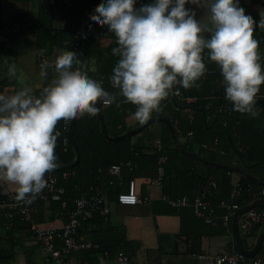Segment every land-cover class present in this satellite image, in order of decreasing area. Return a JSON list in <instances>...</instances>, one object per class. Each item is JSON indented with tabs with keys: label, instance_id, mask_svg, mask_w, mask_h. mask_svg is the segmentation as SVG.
I'll return each instance as SVG.
<instances>
[{
	"label": "clouds",
	"instance_id": "clouds-1",
	"mask_svg": "<svg viewBox=\"0 0 264 264\" xmlns=\"http://www.w3.org/2000/svg\"><path fill=\"white\" fill-rule=\"evenodd\" d=\"M207 4L212 28L187 8L192 0H152L135 7L137 0H105L92 23L107 26L118 47L119 59L110 81L125 101L135 105L136 120L144 123L173 90L188 89L206 72L202 53L215 62L223 77L225 98L233 110L256 115L254 105L264 71L259 61L254 20L240 0H202ZM264 23V11L261 12ZM210 31L206 38L203 33ZM75 53L55 58L58 79L43 88L39 97L24 87L11 95L0 93V179L16 185L17 199L34 204L49 188V177L59 170L57 129L83 114H95L97 101L114 97L82 71ZM15 75V67H9ZM179 91V89H175Z\"/></svg>",
	"mask_w": 264,
	"mask_h": 264
},
{
	"label": "crops",
	"instance_id": "crops-1",
	"mask_svg": "<svg viewBox=\"0 0 264 264\" xmlns=\"http://www.w3.org/2000/svg\"><path fill=\"white\" fill-rule=\"evenodd\" d=\"M71 1L73 3L74 0ZM100 1L105 0H97V2ZM140 5V0H137L135 7ZM239 6L245 9L246 14L252 16L254 23L264 27V23L260 22L261 12L264 11V0H240ZM71 7L63 5L51 7L46 0H0L1 26L24 21L36 30L35 35L0 37V93L11 95L15 91L27 87L31 89L32 95L39 97L44 87L59 78L55 69V58L62 52L66 53V51L51 47L58 41L52 44L54 40L50 39L51 37L47 32L53 31L54 34L56 33L57 38L70 39L74 36L78 23L81 21V15L76 10H71L74 9ZM186 7L194 9L196 18L207 24L209 29L212 28L207 4L203 3L202 0H192V3L186 4ZM100 31L104 32V29L98 27L95 30L96 33ZM206 32L211 33L210 31ZM95 39V37L87 38L86 47L77 58L78 65L84 67L74 70L82 71L85 75L102 82V85L104 84L106 88L110 87L111 89L110 77L106 75L105 77L103 73L100 74L101 70L99 69L105 63V57L98 53L96 49L105 50L117 39L115 37L98 38L96 41ZM37 54L45 55L48 58V64L39 63L36 58ZM10 66L15 67V75L9 74ZM114 94V100L118 107L120 106L119 110H125L128 114L121 117L119 123L113 119H108V130L111 133L118 132L122 126V128H130L139 123L133 115L136 106L126 102L121 92L115 91ZM128 111L132 113L129 115ZM247 122L249 130L254 132L255 138L262 139L264 137L263 111L258 109L256 115L251 116ZM147 139L148 137H143L142 141ZM156 139L152 138V144ZM193 151L194 154L199 152L196 144ZM210 156L212 155L202 154L204 159H208ZM217 158L219 157L215 159ZM176 161L177 167L182 170L183 161ZM195 169L216 178L218 189L209 198V202L216 206L220 200L227 197L230 191L228 182L224 181L219 171L201 167H195ZM153 173V166L150 167L144 163L134 176L127 171L123 173L126 179H134L136 192L140 196L144 194L152 197L151 206L119 205L115 202L113 195L108 198L110 203L109 226L124 237L116 250L122 251L128 257L129 264H210L208 260L191 257L189 251L183 246L186 240H191L192 252L203 253L209 257L219 255L228 251L231 247H235L231 224L230 231L224 229L218 222L214 226L207 225L201 219L194 217L189 210L176 212V210L174 211V209L158 200L161 193L165 192L188 197L197 196L200 189L197 177L183 178L181 175H171V172H169L168 177L165 179V186L160 190L149 184V179L153 177ZM263 173V171L261 172L256 168H253L250 172L251 175L259 179L264 178ZM5 183L13 192L17 193L15 184L7 180H5ZM241 200L244 202L243 197ZM252 202L244 203L245 205L241 206L244 207ZM216 213L220 216L223 211L216 209ZM33 218L41 226L52 224L57 228H60L66 222L64 211L56 203L38 202L34 207ZM25 227L13 228L8 240H5L4 231L0 228V264H53L48 259L43 247ZM263 230L264 223L254 227L249 235L239 234L247 249L253 247L256 238ZM86 231L81 229L80 235L92 239L91 234L86 233ZM107 234L111 235L110 232ZM118 251L96 254L95 260L92 258L87 259L84 253H79L71 257L70 260L72 264H118L115 258ZM263 256L264 249L259 258H263Z\"/></svg>",
	"mask_w": 264,
	"mask_h": 264
},
{
	"label": "trees",
	"instance_id": "trees-1",
	"mask_svg": "<svg viewBox=\"0 0 264 264\" xmlns=\"http://www.w3.org/2000/svg\"><path fill=\"white\" fill-rule=\"evenodd\" d=\"M151 2L152 0H140L141 5ZM98 3L99 2H97V0H74L73 3L71 1L70 6L74 8L71 10H76V12H78L81 15V20L86 19L91 23V30L86 35L85 47H86V40L88 37L91 38L95 37L96 38L95 41L98 38L115 37L114 33L109 32L107 26H98L92 23V17L99 10ZM91 4L97 6L95 12L89 10ZM49 6L52 7V5ZM0 26H1V9H0ZM259 26H260L259 29L253 31V36L258 41V49H257L259 53L258 62L261 64L262 71H264V35H263L264 27L261 25ZM98 27L103 28L104 32L100 31L96 33L95 30ZM47 34L51 37L50 39L52 41L54 40L52 44L58 41L56 44H53L51 47H57L59 49L63 48L62 42L66 40L65 38H57L56 33L54 34L53 31L51 32L49 31L47 32ZM203 35L206 38H209L211 33L204 32ZM261 37L262 40H260ZM114 47H118L117 40H114L108 47L105 48V50H101V48H99L100 50L96 49L98 53H101L102 56L105 57L104 58L105 63L102 64L99 69L101 70L100 74L103 73L104 76L106 75L107 77H110L113 74L112 69L117 63V60L119 59L118 54L114 55L112 53V48ZM202 60L206 66V72L200 78V80L197 81V84L199 85L198 87L194 86L185 89L179 84L174 85V89H179V92L183 96L192 97V98L194 97L197 99L196 102L189 107V111L187 113L175 112L172 110L170 106L167 105L166 114L164 115V118L169 121L171 127L172 124L170 122V117L178 118L179 120L178 131L177 129H174L173 132L183 147H184L183 138L186 132L188 131L193 132V140L195 144H199L202 142H210L214 138H217L219 140L220 148L225 151V155L220 156L216 153L214 154L207 153L209 155H212L207 160L218 164H228L230 160L236 159L237 167L244 168L249 173L253 168H256L257 170L264 172V137L262 139L255 138L254 132H251L249 130L247 126L248 124L247 120L252 115L242 114L234 110L232 111L231 118L233 121H237L238 129L243 133V136H241L240 138V142L244 147H246L245 152L240 153L234 147L233 144L234 141L231 136L232 131L230 127L228 125L226 127H222V122L225 117L222 114H215L213 112L214 107L219 106L220 104H224L226 102V98L224 94V85L222 83L223 77L221 75L220 68L215 62L210 60L208 56V50L206 49L202 53ZM102 87L107 92H109L112 97H114L115 91L120 92V89L118 87H114L113 84L111 85V89L110 87L106 88L104 84L102 85ZM257 94H264V83H262V85L260 86V92H258ZM97 103L99 104L100 112L104 121L105 130L109 137H116L119 135H123L124 133L130 131L131 129L141 124L139 122L138 124H136V126L130 128H122L123 127L122 126L118 132L111 133L108 130V119L110 120L113 119L114 121L119 123L121 117L125 116L128 113L125 110H119L120 106L118 107V104L115 102L114 99L111 101L110 105L108 106H102L99 100L97 101ZM258 109H261L264 114L263 97L256 98L254 110L257 111ZM128 112L129 115L132 113L131 111ZM151 117H155V116L152 115ZM69 124L67 126H64L62 124L57 129V133L62 137L57 148V157L60 161L59 167L68 166L72 164L76 159L74 150L72 149L70 143L67 142L66 146H63V139L67 135ZM158 124H159V131L157 132L151 133L147 128L148 126H146L140 132H138L137 134L131 137H126L117 141H108L104 138L103 134L100 131L99 121L96 113L95 114L85 113L80 118L75 120L71 132V136L73 141L78 147L79 162L74 168L71 169L74 175L68 180H63L60 178L61 172H63V170H58L56 173H54L59 176L58 185L64 189L63 198L69 201V207L71 206L70 203L71 200L85 193L90 186L98 187L103 193H105L108 202H109L108 198L111 195H113L116 202L117 194L120 191L125 190V186L130 180H134L133 178L126 179L123 175L124 171H127L128 173H130V175L134 176L140 170L142 163H144L145 165H148L150 167L153 166L154 168L153 177H154L156 171V161L159 155H165L167 158L164 163L165 179L168 177L169 172H171V175H176V176L181 175L183 178L197 177L199 180V188H200L199 193H200L201 186L208 177L211 176L216 180V178L213 175L195 169V167H201V168H206L209 170L221 172L224 181L228 182L229 188L231 190V181L226 170L212 169L181 154L172 144L167 128L162 123H158ZM141 133L142 135H140ZM133 137L135 138L133 139ZM143 137H148V139L142 141ZM152 138L154 139L157 138L161 141L162 144L161 151H157L155 149L154 147L155 141L152 144L151 142ZM194 145L189 146L187 150L194 153L193 151ZM203 153L206 152L202 151L199 148V152L196 154L202 157ZM215 154L216 156H214ZM216 157H219L220 159L217 160L215 159ZM176 160L183 161L184 166L182 170H179V167H177ZM127 162H130L132 167L130 169L127 167H123L122 179L124 185L123 188H119L117 182L109 176L107 170L109 166L112 164H118V163L124 164ZM169 163L172 164L171 167ZM153 177H151L150 179H152ZM263 177H264V173H263ZM260 179H264V178H260ZM111 182L113 183L110 184ZM240 182L243 186V190L240 196L238 197L237 202L239 203L240 207H242L243 205H245L244 203H249L252 200L251 195L248 193V188L250 187L251 189H256L259 187L250 183L244 178H241ZM164 186H165V180H164ZM217 189H218V183H217ZM166 193L168 196L171 197L181 196L176 194H170L169 192H165V194ZM242 197L244 198V202L241 200ZM3 200H4V196L0 194V203ZM38 202L42 203L41 201H37L35 205ZM56 204L59 206L58 203ZM151 204L152 203H150L149 205H136V206L149 207L151 206ZM182 210H189L190 213L192 214L190 209H182ZM177 211H181V210H176V212ZM3 221L4 219L0 218V228L4 231L5 240H8L10 238L9 235L12 233L13 228H17V227L23 228L26 226L25 228H27V230L29 231L28 225H26L23 222H20L18 219H14L11 221V225L9 229H5L2 226ZM92 224L95 225V228L89 230L88 228ZM81 229L87 230L86 233H90L92 236V239L90 240H92L93 242L99 245L98 250H89V251L81 252L84 253L87 259L92 258L93 260H95L96 254L106 253V252L111 253L112 251L115 252L118 251L116 250L118 245L121 244L122 241L124 240V237H122L121 233H118L117 231L115 232V230H113V228L109 226L108 217L106 220H104L98 214L93 215V218L91 220L85 222L82 225V227L78 230L79 234H81L80 233ZM104 231H106V233H104ZM109 232L111 233V235L107 234ZM263 249H264V242L262 243L257 255L254 257H260V253L262 252Z\"/></svg>",
	"mask_w": 264,
	"mask_h": 264
},
{
	"label": "built area",
	"instance_id": "built-area-1",
	"mask_svg": "<svg viewBox=\"0 0 264 264\" xmlns=\"http://www.w3.org/2000/svg\"><path fill=\"white\" fill-rule=\"evenodd\" d=\"M49 5L57 6L64 5L70 6V0H47ZM105 1H100L98 7H102ZM97 6L91 4L90 11L95 12ZM260 26L256 23L253 25V31L259 29ZM91 30L90 21L83 19L78 23L77 31L70 39H66L62 42V46L66 53H75L77 58L85 48V39L88 32ZM36 30L32 29L26 22L19 21L9 25L0 26V37L9 35H35ZM264 35V32H263ZM262 40V37L260 38ZM37 61L43 65L48 64V58L45 55L37 54ZM264 98V94H257L256 98ZM196 98L185 97L179 91L174 88L169 93V96L161 102L160 109L155 111L153 115L155 117H164L166 114V106H170L175 112L187 113L189 107L196 102ZM102 106H108L110 103H103V100H99ZM233 111L232 103L226 99L224 104H220L213 108L215 114H222L225 118L222 122V127L227 125L232 131L233 144L236 150L240 153L245 152L240 138L243 133L238 129L237 121H233L231 118ZM172 128L177 129L179 127V120L175 117H170ZM68 122L63 123L67 126ZM68 140L67 137L63 139V146H66ZM184 147L187 149L189 146H193V132L188 131L183 138ZM198 149L206 153H216L220 156L225 155V151L220 148L219 140L214 138L210 142H202L196 144ZM154 147L157 151H161L162 144L159 139L155 140ZM165 155H159L156 161V171L149 184L162 190L164 187L165 170L164 163L166 161ZM237 167L236 159L230 160L227 164ZM123 167L131 168L130 162L112 164L108 168V174L113 178L119 188H123L124 182L122 179ZM231 181V190L227 197L220 200L219 203L214 206L209 202V198L217 190V182L213 177H208L201 186L200 193L192 198L187 196L171 197L165 193H161L158 200L164 202L167 206L175 210L190 209L193 216L201 219L207 225H216L220 222L222 227L230 231V224L232 217L236 210L240 209V205L237 202L238 197L242 193L243 186L240 182L241 175L227 171ZM74 175L71 170H63L60 178L68 180ZM59 176L52 174L49 177V188L45 190L43 195L37 198V201L43 203H58L60 209L64 211L66 215V222L57 228L52 224L46 226L39 225L33 218L34 204L27 202L28 198L17 199V193L13 192L11 188L5 183L4 179H0V194L4 196V200L0 203V218L4 219L2 226L5 229H9L11 221L18 219L20 222L28 225V229L33 235L34 239L43 247L48 259L53 264H72L70 258L78 255L83 251L98 250L99 245L90 239H87L78 233V230L85 222H88L93 218V215L98 214L104 220L107 219L110 213V204L107 201V196L98 187H89L88 190L73 198L71 200V206L69 207V201L63 198L64 189L58 185ZM111 182L110 184H112ZM259 187V186H258ZM248 193L251 195V201L256 199H264V188L259 187L256 189L248 188ZM153 199L151 196H140L135 189V181L130 180L125 186V190L120 191L116 196V202L120 205L136 206V205H149ZM216 209L223 211V214L218 216ZM264 223V208H254L241 214L237 221L238 233L242 235H249L254 227ZM95 225H90L89 230L94 229ZM185 249L189 251L191 257H195L200 260H208L210 264H264V259L259 257L248 258L240 253L236 247H231L228 251L219 255L209 257L203 253L192 252L191 240H186L184 245ZM118 264H129L128 257L122 252L118 251L115 255Z\"/></svg>",
	"mask_w": 264,
	"mask_h": 264
},
{
	"label": "water",
	"instance_id": "water-1",
	"mask_svg": "<svg viewBox=\"0 0 264 264\" xmlns=\"http://www.w3.org/2000/svg\"><path fill=\"white\" fill-rule=\"evenodd\" d=\"M97 107H98V111L96 112V114H97V118L99 121L100 131L103 134L104 138L108 141H117V140H121V139L126 138V137H131V136L137 134L138 132H140L144 127L148 126L151 123H162L168 130L172 144L184 156H186V157H188V158H190V159H192L198 163H201L205 166H208L210 168L224 169L226 171H231V172L237 173V174L241 175L242 178L249 181L250 183L264 188V179H259V178L254 177L249 172H247L244 168L234 167V166H230L227 164H218V163L209 161L207 159H204L201 156H198V155L188 151L185 147H183L181 145L179 140L176 138L169 121L167 119H165L164 117H151V118H149L148 121L141 123L139 126L131 129L130 131L124 133L123 135H119L116 137H109L106 130H105L104 121H103L98 103H97ZM74 122L75 121H70L66 137H67V140L70 143L72 149L74 150L76 159L72 164H70L68 166L59 167V170H71L79 162L78 147L75 144V142L73 141L72 136H71V132H72V129L74 126ZM255 207H263L264 208V199H260V198L256 199L251 204L246 205V206L241 207L240 209L236 210L233 217H232V221H231V231H232V235L234 238L235 247L240 253H242L243 255H245L248 258H252V257L256 256L257 253L259 252L260 247H261L262 243L264 242V230L261 231V233L256 238V241H255L253 247L251 249H247L245 247V245L243 244V242L241 241L240 235L238 233L237 221H238V218L241 214L247 212L248 210L254 209Z\"/></svg>",
	"mask_w": 264,
	"mask_h": 264
},
{
	"label": "rangeland",
	"instance_id": "rangeland-1",
	"mask_svg": "<svg viewBox=\"0 0 264 264\" xmlns=\"http://www.w3.org/2000/svg\"><path fill=\"white\" fill-rule=\"evenodd\" d=\"M148 130L151 132V133H154V132H157V131H159V124L158 123H151V124H149L148 125ZM140 135H142V133L140 134ZM136 137V136H135ZM135 137H133V139L135 138ZM218 159H220V158H217V160ZM16 251V250H15ZM42 252H43V250H42Z\"/></svg>",
	"mask_w": 264,
	"mask_h": 264
},
{
	"label": "bare ground",
	"instance_id": "bare-ground-1",
	"mask_svg": "<svg viewBox=\"0 0 264 264\" xmlns=\"http://www.w3.org/2000/svg\"><path fill=\"white\" fill-rule=\"evenodd\" d=\"M146 192V191H145ZM146 194H148V193H146ZM143 196H144V194H143Z\"/></svg>",
	"mask_w": 264,
	"mask_h": 264
}]
</instances>
